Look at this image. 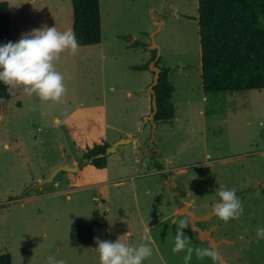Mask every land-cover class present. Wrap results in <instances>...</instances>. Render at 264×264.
I'll list each match as a JSON object with an SVG mask.
<instances>
[{
    "label": "rangeland",
    "instance_id": "1",
    "mask_svg": "<svg viewBox=\"0 0 264 264\" xmlns=\"http://www.w3.org/2000/svg\"><path fill=\"white\" fill-rule=\"evenodd\" d=\"M5 1L11 42L45 25L72 30L70 0ZM100 17L101 41L57 62L67 87L62 103L42 102L22 87L0 100V253L12 264H47L49 256L99 264L94 238L137 246L147 231L153 254L143 264H184L186 252L172 248L178 222L189 217L175 210L212 212L224 187L242 201L239 219L225 223L213 214L197 224L228 241L218 248L227 264H264V240L256 242L264 226V88L202 91L197 0H100ZM152 31L175 111L155 126L147 120ZM98 136L110 145L130 139L102 170L84 157L95 142L86 141ZM63 163L82 174L61 171L25 191ZM94 219L105 224L93 228L91 243L72 246L70 227ZM184 233L192 246L210 248L190 223ZM190 264L220 263L193 252Z\"/></svg>",
    "mask_w": 264,
    "mask_h": 264
},
{
    "label": "trees",
    "instance_id": "2",
    "mask_svg": "<svg viewBox=\"0 0 264 264\" xmlns=\"http://www.w3.org/2000/svg\"><path fill=\"white\" fill-rule=\"evenodd\" d=\"M72 30L80 46L101 41L100 0H70ZM197 20L201 66V88L204 93L260 90L264 88V0H197ZM123 38H131L123 36ZM9 3L0 1V45L9 42ZM144 45L133 40L131 46ZM151 60L156 51L150 50ZM159 60V59H158ZM158 60L156 65H158ZM147 69V63L134 66ZM157 111L155 122L174 118L171 96L173 85L168 70L161 68L158 83L153 87ZM10 91L0 82V100H8ZM151 99V95H150ZM151 109V104H149ZM151 111V110H150ZM109 143H92L84 153L96 168L106 165L103 153ZM104 220L94 219L91 224L70 227L72 246H88L94 226H103ZM0 264H12L9 253H0Z\"/></svg>",
    "mask_w": 264,
    "mask_h": 264
},
{
    "label": "clouds",
    "instance_id": "3",
    "mask_svg": "<svg viewBox=\"0 0 264 264\" xmlns=\"http://www.w3.org/2000/svg\"><path fill=\"white\" fill-rule=\"evenodd\" d=\"M80 45L73 30L59 31L56 26H43L24 33L17 42H7L0 45V82L12 89L22 87L28 96L35 95L42 102L62 103L67 95L65 75L57 70V62L61 55L68 53L75 56ZM70 79V77H68ZM220 202L213 207V214L227 223L239 219L243 213V205L235 190L220 187L217 190ZM189 220H180L176 226L173 254L186 252L184 264H190L195 252L196 258L216 259V254L210 248H200L191 245L184 229L189 228ZM99 254V264H143V261L153 254L148 242L152 240L145 231L142 242L129 245L119 238L115 241H101L94 238ZM264 240V226L256 228V242ZM47 264H67L63 259L53 256L47 258Z\"/></svg>",
    "mask_w": 264,
    "mask_h": 264
},
{
    "label": "water",
    "instance_id": "4",
    "mask_svg": "<svg viewBox=\"0 0 264 264\" xmlns=\"http://www.w3.org/2000/svg\"><path fill=\"white\" fill-rule=\"evenodd\" d=\"M154 32L155 31H152V33H151V44L148 46L149 49H151V50L154 49L156 51L154 59H152L148 65L149 70L152 72L153 78H152V81L149 85V92L151 94V99H150L151 111H150L149 115L147 116V120L151 122L152 126H155V124H156V122L154 120V115L157 111L156 94H155L153 87L158 83L159 73L161 71V68L156 65V61L158 60V57H159V45H157V43H155V41L153 39ZM129 140L130 139H125V138H121L119 140H116L111 145L107 146L103 153L97 154L96 157L107 156L111 152H115L116 147L120 143L129 141ZM90 161H91V159H89V162ZM61 171L75 172V171H77V166L76 165H69L68 163H63L61 165H58L55 168H53L52 171L46 177H44L41 181H37L36 183L30 185L25 191H28L29 189H33V188H38L41 185H44L46 183L53 181L54 177ZM180 210L184 214L188 215L192 230L197 233L198 239L200 241L208 243L210 248L216 254V259L218 260V262L220 264H227L226 260L223 258L222 254L220 253L218 248H219V245L222 241H224V242H228V241L224 238L216 239L212 235L213 227L204 229V228H201L197 224L200 221L208 220L213 215V212H209L205 215H197L187 205H183L180 208Z\"/></svg>",
    "mask_w": 264,
    "mask_h": 264
},
{
    "label": "crops",
    "instance_id": "5",
    "mask_svg": "<svg viewBox=\"0 0 264 264\" xmlns=\"http://www.w3.org/2000/svg\"><path fill=\"white\" fill-rule=\"evenodd\" d=\"M133 38H131V40L130 41H133L132 40ZM86 46V45H85ZM152 78H153V76L151 77V80H152ZM103 137V136H102ZM102 137H97V139H91V140H87L86 142L88 143V141H95V142H97V140H99V138H102ZM104 138V137H103ZM85 142V143H86ZM73 164H74V162H73ZM76 166H77V173L78 174H82V169H80L79 167H78V165L77 164H75ZM96 168V167H95ZM104 168V167H103ZM97 169H100V170H102V168H97ZM169 180V183H170V177H168V179H165V183H166V181H168ZM168 185V184H167ZM182 207V205H180L179 206V208L178 209H176L175 211L176 212H178V213H182L181 212V210H180V208ZM94 227H96V226H94Z\"/></svg>",
    "mask_w": 264,
    "mask_h": 264
},
{
    "label": "flooded vegetation",
    "instance_id": "6",
    "mask_svg": "<svg viewBox=\"0 0 264 264\" xmlns=\"http://www.w3.org/2000/svg\"><path fill=\"white\" fill-rule=\"evenodd\" d=\"M41 186H42V185H41ZM39 187H40V186H39ZM39 187H38V188H39Z\"/></svg>",
    "mask_w": 264,
    "mask_h": 264
}]
</instances>
